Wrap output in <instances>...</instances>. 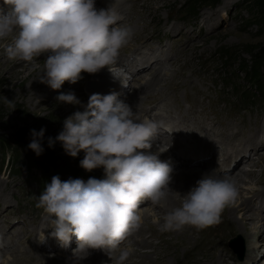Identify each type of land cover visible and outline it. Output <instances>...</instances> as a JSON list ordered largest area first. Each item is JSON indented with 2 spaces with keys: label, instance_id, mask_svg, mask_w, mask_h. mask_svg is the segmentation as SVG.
<instances>
[{
  "label": "rangeland",
  "instance_id": "rangeland-1",
  "mask_svg": "<svg viewBox=\"0 0 264 264\" xmlns=\"http://www.w3.org/2000/svg\"><path fill=\"white\" fill-rule=\"evenodd\" d=\"M140 1L143 4L137 6L135 12L128 9ZM145 1L95 0L97 9L112 8L113 5L117 6L121 2L125 5V11L116 10L114 7L112 9L120 17L119 23L130 29V38L119 52L123 63L119 62L114 66L117 75L128 81L127 87L123 86L113 75H95L90 80L100 78V76L109 78L108 85L97 89L89 88L87 87L88 80L82 78L74 84L65 81L60 89L53 90L39 79L42 74L44 59H46L45 54L34 58L30 63L16 64L17 61H21L10 59L5 51V46L12 43V37L1 40L0 264H46L47 259L45 260L40 254L51 255L55 260H71L73 257L80 259L79 257L86 254L83 251H77L74 255L73 250L76 242L70 245L67 252L61 246L49 247L50 244L47 240L50 238L53 227H48L52 224L48 222V217L43 208L36 207L38 197L42 193L39 191L41 171L37 166L28 169L25 163L27 159L31 158L37 163L48 165V157L60 154L59 160L55 162L50 172L51 177L47 184L51 183L53 176H59L62 181L82 179L85 182L88 178H105L102 167L88 171L80 166V161L85 155L83 150L73 157L65 151L62 142L56 140L58 134L63 130L64 120L76 111H84L91 94L100 93L104 95L114 91L118 93V99L129 106H131L132 95H148L139 102V105L131 107L141 119L151 118L154 121L162 122L163 126L159 130H164L163 127L171 129L175 125L185 123V120L190 118L192 120L200 119L199 121L205 119L206 126L215 124L218 131L223 132L224 129L226 135L220 138L213 131L208 136L205 133L206 129L192 126L188 132H185V129L184 132L177 133L178 139L182 142L188 140L190 144L204 143L209 140L213 142L211 143L212 149L221 153L231 149V144L243 145L242 140L240 141L241 136H236V142L229 143L228 138L232 137V134L238 131L241 133L243 130L247 134L252 133L256 131L259 122L262 121L264 124V93L259 91L260 85L250 82L245 71L242 70V66L238 65L239 63L252 62V55L245 48L264 46V34L256 24L257 21H254L252 0H216L200 4L196 17L191 15L190 10L196 0H152L149 7L146 6ZM9 10L10 6L5 4L4 0H0V15L7 14ZM144 37L147 38L144 43L147 47L142 48L140 43ZM150 48L155 51L154 56L157 58L143 56L145 52L141 50L150 51ZM223 51L231 54L226 63L221 62L220 53ZM139 53L142 56L138 55ZM170 57L172 58L169 59ZM144 58L145 60L155 59L154 61L160 63H156L152 67L146 65L143 70L139 71L137 68L141 69V65L145 66V63L142 64L138 60ZM130 66L132 67L131 71L128 68ZM159 67L160 74H162L149 93L148 89L143 88V84ZM102 70L111 74L107 67ZM38 72H40L39 75ZM262 83L264 84V82ZM262 86L264 87V85ZM262 89L264 91V88ZM69 91L75 93L81 102L80 104H68L56 100L60 92L67 93ZM254 94L257 97H254ZM158 111H162L163 117L157 116ZM42 128L44 129V136L48 139L52 138L54 141L51 147L45 148L48 151V156L43 152L37 156L28 147L29 143L19 141L17 135L26 131H30L32 134L33 129L39 132ZM161 133L159 135L162 141L153 138L151 144L163 151L159 154L161 161L167 163L169 161L171 164L172 156L169 152L173 154L174 148L177 146L174 143L171 146L167 143L172 140L167 132ZM228 133H230L229 136ZM195 134H197L196 137ZM200 134H203L202 138ZM245 144L248 143H244L243 146ZM257 144L259 147L261 146L258 153L249 148L244 150L240 148L232 156V158L236 156V163L246 154L251 157L249 161L244 158L245 162L241 160L242 163L239 162L234 165L236 170H234V174L240 173L246 178L245 181H240L241 184L239 185L241 186L237 188L236 196L231 203L238 207L237 216L239 218L243 214L245 216L253 215L252 218H248L247 224L250 228H247L248 233L252 234V240L246 234L236 230L230 234L224 230V245L231 255L229 254L222 264H264V233H261V229L264 228V184L257 183V178L250 174L251 169H256L259 173L262 169L264 170V155L260 157L261 154H264V148H262L264 147V134L258 138ZM6 145H13L14 147L21 145V149L18 148V151L22 157L21 162L24 161V165L20 164L22 167L16 168L14 164L12 165L14 152L11 149L8 151L4 149ZM153 147H151L153 152L148 150L145 153H155ZM243 151L244 153H242ZM179 158L178 156L176 163ZM221 158L223 157L221 156ZM213 159L186 163L181 167L179 164L173 167L172 164L168 163L173 169L170 189L173 191L180 188L186 194L192 187L185 188L186 182L182 179L186 177L183 174L192 171L203 172L204 175L208 174L213 168V162L220 161V158ZM229 162L226 166L229 165ZM252 162L255 164L252 167L248 166ZM244 168L247 171L242 172ZM79 172L87 175H84L85 178L74 177L73 173ZM211 175L217 176L213 172ZM228 175L231 176V174ZM256 191L258 192L253 195V192ZM177 197L179 196L177 195ZM249 197L252 199H247ZM175 204L172 203L171 208L176 207ZM162 205L159 208L150 200L141 202L137 210L141 217L142 226L140 225V230H134L122 241L118 249L111 253L112 259L110 257L104 261L106 264H116L113 257L120 254L121 250L138 248L143 251H152V247L140 245V242L138 243L134 239L140 240L143 235L150 238L151 228L146 222L156 225L163 223V217L171 210H168L165 202H162ZM164 208L165 210H163ZM243 208H246L247 212H243ZM223 216L220 215L218 223L208 226L209 229L214 230V232L219 231L218 233L221 234V228L225 225V222L222 221L225 219ZM55 218L53 216L51 219ZM222 222L223 226L221 227ZM45 231H47L46 234ZM41 235L44 237L43 240L40 238ZM150 239L155 242L158 241L154 237ZM55 242H58L56 238ZM181 250L184 248L181 247ZM88 251L89 255L83 259H87L86 261L89 263L98 254H107L102 249L101 251L98 249ZM154 254L152 256H155ZM134 258L142 259L145 256L141 257L140 255ZM183 259L186 260L182 253L175 258H170L169 264H184L183 262L187 264V260L183 261ZM50 262V264H56L54 261ZM93 263L91 262V264Z\"/></svg>",
  "mask_w": 264,
  "mask_h": 264
},
{
  "label": "clouds",
  "instance_id": "clouds-1",
  "mask_svg": "<svg viewBox=\"0 0 264 264\" xmlns=\"http://www.w3.org/2000/svg\"><path fill=\"white\" fill-rule=\"evenodd\" d=\"M10 6L0 15V40L12 37L5 46L10 59L30 62L46 55L40 81L58 90L65 81L76 83L82 73H98L107 67L120 83L128 81L117 75L120 49L130 38V29L122 26L114 9H97L95 0H4ZM58 102L80 104L75 93L60 92ZM162 122L141 119L118 93H93L84 111H76L64 120L56 140L75 157L83 150L80 166L91 171L102 167L104 179H68L53 176L39 195L36 207L43 208L48 222L54 226L52 236L67 248L72 236L77 239L73 250L89 255V249H102L112 259L134 230L141 225L138 208L150 200L163 206L172 191V167L159 158L160 152L146 154L151 140L158 136ZM44 129L32 130L28 147L37 156L43 147ZM54 141L49 138V146ZM165 151V150H164ZM236 196L233 181L205 174L196 181L179 206L163 217L161 232L182 230L185 225L203 229L219 222L220 214ZM55 216V219H51ZM41 240L44 239L41 235ZM129 255L121 250L119 260Z\"/></svg>",
  "mask_w": 264,
  "mask_h": 264
},
{
  "label": "bare ground",
  "instance_id": "bare-ground-1",
  "mask_svg": "<svg viewBox=\"0 0 264 264\" xmlns=\"http://www.w3.org/2000/svg\"><path fill=\"white\" fill-rule=\"evenodd\" d=\"M151 1L152 0H146L145 1L147 7L150 6ZM142 4H143V2L140 1V2H138L136 4H134L133 6L128 7V9L129 10H134V12H135L137 6H141ZM113 7L116 10L117 9L118 10H124L125 9V5L122 4V2L119 3L117 6L113 5ZM146 39L147 38L144 37L142 42L140 43V46H143L142 48L147 47V45L144 44L146 42ZM0 42H2V41L0 40ZM120 56H118L117 64L119 62H121V64L123 63V61H121ZM171 58L172 57H170L169 59H171ZM154 60L155 59H153V60H145L144 62H141L142 64L145 63V66L141 65L142 66L141 69L137 68V70H139V71L143 70L146 67V65L152 67L154 64L160 63V62H156ZM23 62H25V61H21V62L17 61L16 64L17 63H23ZM149 64H151V65H149ZM126 69L128 70V68H126ZM159 69H160V67L158 69H156L153 72L152 76L149 77V79L146 80L147 82H145L143 84V88L148 89V92L152 90V86L154 88V85L157 82V79L160 78V75L162 74V73L160 74ZM129 71H131V69ZM37 74L39 75L40 72H38ZM95 75H105V76H107V75H112V73L108 74L107 72H104L103 70H100L98 73H95V74H89V73H86V72L82 73V77L86 78L88 80L87 87L97 89V88H102V87H105V86L108 85L107 81H108L109 78L106 79L105 77H101L100 76V78H96V79L93 78V79L90 80V78L95 76ZM146 96H148V95H146V94L143 95V96L142 95H137V94H134V96L132 95L131 96L132 97L131 98L132 99L131 106L136 107L137 105H139V102L142 101L143 98L146 97ZM157 116L158 117H163L162 111L161 112L158 111V115ZM199 116H202V115H199ZM190 119H186L185 123H183L181 125H175L173 128H171L170 133L171 134L182 133V132H184L185 129H186L185 132H188L191 129L192 126L193 127H197L198 126L197 128H201L203 130L206 129L205 133L207 135L211 134V132H213V131H214V134H216L220 138L223 135L224 136L226 135V131L224 129L222 130L223 132L218 131V128L216 127L217 125H215V124L211 125V126H206L207 122H206L205 119H201V121H199L200 119L199 120H192V119L190 120ZM244 125H245V123H244ZM255 126H257V125H255ZM232 128H233V126H232ZM194 131L197 132L196 130H194ZM232 132H234V131H232ZM239 132L240 131H238L237 133L232 134L231 135L232 137H229V138L227 137L229 143L236 142V136H241L242 138H240V141L242 140L243 145L246 142L248 144H245V146H243V145L239 146V145L231 144V149H229L227 151H224L221 154H215L216 151L212 149V145H211V143H213V142L207 140V141H205L202 144L204 146L205 150H206L205 153L209 156V158L212 159V158L217 157L218 155L223 157V158H221V161L219 163H215V166L221 165L222 167H224V166L227 165L228 161H230L229 165H230V163L232 164L231 168H227V169H222L221 170L222 167H219V168H217V169H215L213 171V174H215V175H223L224 173L231 174V176H229V177L233 181L236 190H237L238 187L241 186V185H239V184H241L240 181H242V180L245 181L246 177L241 175L240 173L234 174L235 171H236L234 169V165L238 164L239 162H241V160L244 161L245 160L244 158H247V160L249 161L251 159V157H250V155L246 154L242 158H240V160L236 163V160H237L236 156L234 157L235 159L232 158V156L234 154H236V151H238L240 148L243 149V150L249 148L252 151H256L255 153H258V151L261 149L260 148L261 146L259 147V144H257V141H258V138L261 135L264 134V124H263L262 121L259 122V125L257 126L256 131H254L252 133H248L250 135H248L244 130L241 131V133H239ZM229 134L230 133H228V136H229ZM258 134H259V136H258ZM200 135H203V134H200ZM194 136L196 137L197 134H195ZM251 137H253V139H251ZM156 139L158 141L157 137L154 138V140H156ZM151 147H153V146H151ZM256 147L257 148L259 147L258 150H257ZM153 148H155L154 149L155 152L160 151L159 147H153ZM262 148H264V147H262ZM148 150L151 151V148L142 149L140 151L147 152ZM151 152H153V151H151ZM169 153L172 156V158L170 157L171 158L170 160H171V164L173 165V167L176 164L177 165L179 164V166L181 167V166L185 165L186 163L190 164L192 162H196V161L202 160L201 158H198L196 156L195 152H191L189 157L179 156L180 158H179V160L176 163V160L178 159V156L175 155V154L173 155L171 152H169ZM242 153H244V151ZM262 155H264V154H261L260 157H262ZM174 160H175V162H174ZM208 160H210V159H208ZM208 160H206V161H208ZM254 164H255V162H252V163L248 164V166L252 167ZM245 171H247L246 168L242 169V172H245ZM250 174L257 178V183H263L264 184V178H263L264 170L263 169L261 170L260 173L258 171H256V169H253V170L251 169ZM183 175H184V177H186V178H184L182 180H184L186 182L185 188H187V189H189L190 187L195 186L196 181L201 179L204 176L203 172L200 173L198 171L197 172L192 171V172H189L187 174L184 173ZM257 192L258 191L253 192V195L255 193H257ZM184 194L185 193L183 191H181L180 188H176L173 191H171L169 193L167 199L165 201H163L167 205L168 210H172V208H171L172 207L171 206L172 203H176L175 204L176 207L179 206ZM177 195L179 197H177ZM247 199H252V198L249 197ZM159 208H160V206H159ZM163 210H165V208ZM237 210H239L238 207L233 206L231 202L225 206V208L223 209V211L220 214L221 216L224 215L223 217L225 218V219L222 220V221L225 222V225L223 226V222H222L221 227L222 226L223 227L221 228V234L218 233L219 231L218 232H214V230L213 231L210 230L209 229L210 226L206 227V228H203V229H198L195 226H191V225H185L182 230L161 232L159 230V228H160L159 226L162 223H159V225H156V224H152V223L146 222L147 225H149L148 227L151 228V232H150L151 236H150V238H152V237L157 238L158 241L155 242V241H153V239L147 238L144 235L141 237L140 240L139 239H134V240L136 242H138V243L140 242L139 243L140 245H146V246L152 247V251H147V250L143 251V250H140L138 248H132L131 250L128 249L127 251L129 253V255L123 261H119L120 254H117V255H114V257H113V259L115 260L114 262L116 264H169L170 263V258H175L177 255H180V254L183 253L185 259L187 260V264H191V263L192 264L193 263L194 264H222V262H224L226 257L229 256V254H230L229 250L224 245V240H225L224 230H225V232H227V234H230L232 231L236 230L237 232H241V233L246 234L247 237L250 240H252V234L248 233L249 231H248L247 228H249V227H248L247 224H248V218H252L253 215L252 216H245L243 214L241 216V218H239L237 216ZM242 211L243 212H247L246 208H243ZM143 222H144V220H143ZM161 222H162V220H161ZM147 229H149V228H147ZM139 230H140V228L137 229V231H139ZM207 230H208V232H207ZM138 233H140V232H138ZM261 233H264V228L261 229ZM75 239H76V237L72 236L70 245L73 242H77V240H75ZM70 245L68 246L69 248H70ZM45 247L47 248V246H45ZM49 247H51V245ZM181 247H183L184 250H181ZM98 250L101 251V249H98ZM67 251H68V249H67ZM151 253L152 254L155 253L154 254L155 256H152ZM140 255H141V257L145 256V258H142V259L141 258L140 259H135L134 258V257H139ZM40 256L43 257L45 260L47 259L46 264H50L51 263L50 261H54L56 264H91V262H94L93 264H106V262H104V261H106L108 258H110V256L108 254H105V253L104 254H98L97 256H95L94 260H91V262L89 263V262L86 261L87 259H83V258L82 259L81 258L78 259L76 257L75 258L73 257V258H71V260H64V259L55 260L54 257H52L51 255H48V254H40ZM186 260L183 259V261H186ZM72 261H73V263H72ZM183 263L185 264V262H183Z\"/></svg>",
  "mask_w": 264,
  "mask_h": 264
},
{
  "label": "trees",
  "instance_id": "trees-1",
  "mask_svg": "<svg viewBox=\"0 0 264 264\" xmlns=\"http://www.w3.org/2000/svg\"><path fill=\"white\" fill-rule=\"evenodd\" d=\"M216 0H196V2H194V5L190 8L191 10V15L196 17L198 9L200 4H205L207 2H214ZM253 2V11H254V16L255 19L254 21H257L256 24L258 25L259 29L262 31V33L264 34V0H252ZM255 23V22H254ZM246 51L252 55V62L251 63H239L238 65L242 66V70L245 71L246 73V77H248L250 79V82H252L253 84H258V86L260 85V90L261 92L264 93L263 89L264 88L262 85H264L262 82H264V46H254L252 48H245ZM221 55V62L222 63H226L228 61V59L231 57L230 53H227L226 51H223L220 53ZM229 65V64H228ZM227 75H231V74H227ZM254 97H257L256 94H254ZM30 131H26L22 133H18V139L19 141H25L30 143L33 139L32 134H30ZM23 136V137H22ZM40 140L41 146L43 147V154L48 156V151L45 150V148H49V139L43 135V138H37ZM4 149H8L12 150L13 153V158H12V165L14 164V166L16 168L18 167H22V165H24V161H22V157L20 156V152L18 151L20 148L21 149V145H17V146H13V145H6L4 146ZM62 151V150H60ZM60 154H58L59 156ZM58 156H54V157H48V165L45 164H40L37 163L36 161L30 159H27L25 166L26 168L30 169L32 167H36L40 169L41 173L39 175V179H40V185H39V191L43 192L45 185L48 183L49 178L51 177V171L52 168L54 167L55 162H57L59 160ZM22 163V165H20ZM74 177H79V176H84L87 175L85 173H73ZM39 181V180H38Z\"/></svg>",
  "mask_w": 264,
  "mask_h": 264
}]
</instances>
